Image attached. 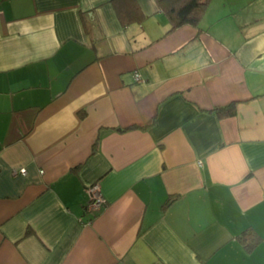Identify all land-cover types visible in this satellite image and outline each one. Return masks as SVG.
<instances>
[{"label": "crops", "instance_id": "obj_1", "mask_svg": "<svg viewBox=\"0 0 264 264\" xmlns=\"http://www.w3.org/2000/svg\"><path fill=\"white\" fill-rule=\"evenodd\" d=\"M110 1L0 0V264H264V0Z\"/></svg>", "mask_w": 264, "mask_h": 264}, {"label": "trees", "instance_id": "obj_2", "mask_svg": "<svg viewBox=\"0 0 264 264\" xmlns=\"http://www.w3.org/2000/svg\"><path fill=\"white\" fill-rule=\"evenodd\" d=\"M110 2L121 24L140 23L143 20L144 14L137 0H111ZM156 2L169 21V30H172L183 24L198 25L209 0H156ZM234 106V103L230 102L216 106L214 110L219 117H222L233 114ZM246 237L249 238L247 246H252L258 241V237L251 229H246L239 235L241 240H245Z\"/></svg>", "mask_w": 264, "mask_h": 264}, {"label": "built area", "instance_id": "obj_3", "mask_svg": "<svg viewBox=\"0 0 264 264\" xmlns=\"http://www.w3.org/2000/svg\"><path fill=\"white\" fill-rule=\"evenodd\" d=\"M85 190L88 194V200L85 202L83 210L84 212L93 215L96 210L104 205L106 200L101 194L99 184L96 181L88 184L85 187Z\"/></svg>", "mask_w": 264, "mask_h": 264}]
</instances>
